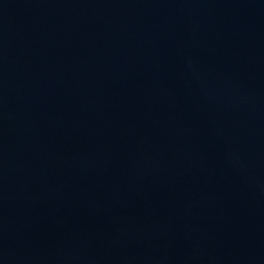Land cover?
I'll list each match as a JSON object with an SVG mask.
<instances>
[{"label":"water","instance_id":"obj_1","mask_svg":"<svg viewBox=\"0 0 264 264\" xmlns=\"http://www.w3.org/2000/svg\"><path fill=\"white\" fill-rule=\"evenodd\" d=\"M0 264H264V0H0Z\"/></svg>","mask_w":264,"mask_h":264}]
</instances>
